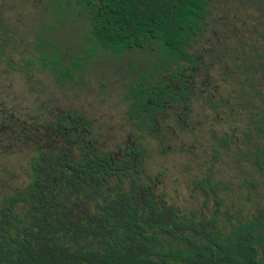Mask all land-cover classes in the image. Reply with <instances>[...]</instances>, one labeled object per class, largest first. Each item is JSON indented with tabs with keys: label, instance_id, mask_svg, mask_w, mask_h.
I'll return each instance as SVG.
<instances>
[{
	"label": "trees",
	"instance_id": "trees-1",
	"mask_svg": "<svg viewBox=\"0 0 264 264\" xmlns=\"http://www.w3.org/2000/svg\"><path fill=\"white\" fill-rule=\"evenodd\" d=\"M213 1L51 3L59 4L56 9L62 13L68 11L65 6L69 3L86 14L88 24L81 35L85 41L81 51L88 56L97 49L119 55L154 42L156 53L169 58V62L172 59L182 72L193 61L188 50L204 32ZM250 3L264 10V0H248ZM256 17L255 14L248 20L264 24V14ZM9 21L0 10V76L6 69L30 76L28 69L36 62L58 81L73 78L71 68L59 63L62 46L51 39L46 41L48 35L34 43L24 65L16 66L8 47L16 49L21 38L10 32ZM241 48L242 67L234 55L228 57L242 68L237 72L243 77L239 91L244 97L252 95L237 102L244 104L251 125L243 132L242 142L235 139L232 130L216 136L211 150L216 157L236 147L237 165L252 171L251 179L245 178V183L240 184L250 185L243 196L251 201L247 209L213 208L210 214L184 211L158 195L152 184L140 183L122 164L114 161L111 165L107 154L86 153L77 159L60 147H37L27 161L22 187L0 195V264H264V93L257 92L256 84L247 81L259 76L263 86L264 47ZM169 62L164 70L173 66ZM140 77L146 81L130 83L125 98L152 99L158 84L143 72ZM163 86L159 88L163 90ZM0 96V134L13 138L14 144L30 141L34 127L31 118L20 120L17 99L8 90L0 88ZM61 122L59 114L55 127ZM214 172L211 166L192 180L194 190L202 193V206L207 205V187L212 190L214 206L221 204L219 191L229 187L226 183H210Z\"/></svg>",
	"mask_w": 264,
	"mask_h": 264
},
{
	"label": "rangeland",
	"instance_id": "rangeland-1",
	"mask_svg": "<svg viewBox=\"0 0 264 264\" xmlns=\"http://www.w3.org/2000/svg\"><path fill=\"white\" fill-rule=\"evenodd\" d=\"M0 7L10 18V32L21 38L19 40L21 44L18 45V41L16 49L8 47L11 51L8 54L16 66L24 65L34 43L38 42L39 37L44 38V35L60 41L61 49L66 50L64 54L61 52V60L67 65L81 51L83 44L80 38L87 28L88 21L85 18L86 14L73 9L71 4H66L67 12H61L62 19H59L60 11L54 10L51 0H0ZM255 14L257 17L262 16L263 7L248 4V0H214L207 15L209 27L189 50L198 54L201 49L211 46L220 48L226 45L227 51L239 50V54L234 56L242 67L240 58L242 46L246 49H252L254 46L264 47V24L255 20L253 23L250 21ZM153 46L154 42L147 43L142 49L125 51L119 55L97 49L93 56L81 59L78 69L73 72V78L65 81L56 80L36 62L28 69L32 72L30 76L24 71L6 69V73L0 76V88L8 90L17 99V115L20 116V120L31 118L34 130L31 132L33 138L30 141L16 140L15 144L12 142L13 138L0 134V195L22 187L27 172V161L37 147L63 146L62 139L58 134L55 135L53 127L66 105L69 107L84 105L93 113L105 115L99 124L112 128L108 130L112 140L124 138L125 141L121 128L125 122L123 115L125 84L133 83L135 76L138 77L137 72L142 71L145 65L151 64L150 59L156 57L161 61L162 67L170 65L166 63L169 62V58L161 57ZM222 61L217 62L215 68H211L210 76L205 74L201 76L204 84L196 79V82H200V89L197 91L199 94H193L190 98L193 103L196 99L200 101L192 105L195 112L189 114L196 115L194 125L190 123V126L194 127L180 129L175 124L179 132L177 135L165 132L164 139H161L162 143L158 141L149 146L150 142H147L146 145L147 175L152 178L157 175L159 178V181H152L157 183L155 192L158 195L162 194L167 202L182 207L184 211L197 210L210 214L213 208L222 211L227 207L231 211L239 207L247 209L251 204L250 200H244L243 197L249 192L247 187L250 185L240 184L245 183V178L251 179L249 176H253V173L245 165H237L238 149L233 147L232 150H223L216 157L211 152L207 153L218 129L220 131L225 129L228 133L234 130L233 136L242 142L243 132L251 125V119L247 117L243 108L244 104L237 103L245 98H252L251 94L244 97L239 91L241 88L239 81L243 77L237 72L242 68H238L230 61L228 55ZM205 65L200 64L201 71ZM154 69H159V66L155 65ZM247 81L256 84L255 88L259 90L257 92L264 93V81L261 80L263 86L259 84V76ZM202 89L205 90L204 93ZM212 93L215 94L214 99H222L225 104L227 103L225 107L217 110L204 108L208 105L202 99ZM179 111L181 112V108ZM104 132L106 131L103 130V134ZM105 135L100 136V141L106 139ZM169 144L171 148L167 147ZM162 150L165 154H162ZM207 166L208 168L212 166L215 171L214 178L222 180L229 186L219 191L218 195L221 198L219 206L208 203L202 206V193L195 191L192 186V180L207 171ZM257 189L258 187L255 189L256 192Z\"/></svg>",
	"mask_w": 264,
	"mask_h": 264
},
{
	"label": "flooded vegetation",
	"instance_id": "flooded-vegetation-1",
	"mask_svg": "<svg viewBox=\"0 0 264 264\" xmlns=\"http://www.w3.org/2000/svg\"><path fill=\"white\" fill-rule=\"evenodd\" d=\"M53 7L54 10L60 11L59 9H56V7L60 8L59 4H54ZM0 10L2 11L3 8L0 7ZM59 15L62 17L63 14L61 11ZM205 23V30H207L209 27L208 20H206ZM200 36H202V34L197 37L199 38ZM83 38L84 36H81L80 38L81 44L85 42ZM50 39L51 36H49L48 40ZM53 41L60 43L58 40ZM196 41H194V43ZM218 41L220 42L219 38ZM194 43H192V45ZM188 51L192 56L193 61L187 63L185 71L183 70L180 72L176 69L177 63H173L172 59H170L169 62L173 65L171 69L164 70L161 66V61L155 57L152 60L150 59V65H145L142 71L137 72L138 77L135 76L133 84H136L139 81L140 83L146 81V79L140 77L143 72L150 77L149 79L152 83H156L158 86L156 87L157 91L154 90L151 93L153 95L152 99L148 97L138 100L129 97L124 98L125 108L123 115L125 117V122L123 125L125 126L123 127V125H121V128L126 138L125 141L123 140L124 138L118 141L112 140L108 132V130L112 128L105 124H99L100 120L106 117L105 115L93 113L87 110L84 105H79L78 107H69L66 105L65 109L60 112L62 122L60 126H57L59 130H57L55 126L53 127V131H56L55 135L58 134L62 139L63 146H60V149H65L69 156L72 155L77 159L82 158L86 153L91 156L107 154L111 165H113L114 161L122 164L139 178L140 183L148 182L149 185L152 184L154 188H156L157 183H152V181H159V178L157 175L153 178L150 175H147L145 166L147 142H150L149 146H152L153 143L158 141L162 143L163 141L161 139H164L165 132L170 135H177L179 132H177L175 124H177L180 129H192L194 126H190V123L194 125L196 115L189 114L195 112L192 105L197 101H200V99H196L193 103L191 102L192 99L190 96L198 93L197 91L200 89V82L204 84L201 76L203 74L210 76L211 68H215L216 65V63L214 64L212 61L217 60L218 62H223L222 59H225L228 54H239V50L232 49L227 51L226 45L220 48L211 46L209 48L201 49L198 54L193 53V50ZM65 52L66 50L63 54ZM84 57L87 58L88 55L83 51H80L74 58H72L73 60H71L68 65L61 60V57L59 63L64 66H69L72 72H74L78 69L80 60ZM235 58L237 57L234 56V59ZM166 63L168 64V62ZM202 63L206 64V67L201 71L202 67L200 64ZM132 65L134 67V64ZM155 65L159 66V69L155 70ZM173 71H175V73H173ZM196 79L201 81L196 82ZM161 84L164 85L163 90L159 88ZM129 85L130 84H125L124 90L126 93L129 90ZM216 89L217 88H214V90ZM202 90L204 93L205 90ZM214 98L215 94L212 93L208 94V97L202 99L204 100V103L208 105L204 107L205 109L217 110L221 107H225L227 104H225L222 99ZM179 108H181V112L179 111ZM187 117L189 118V121H187ZM31 123L34 124L33 120H31ZM103 130L106 131L104 134ZM224 133H226L225 129H223V131L218 129V133L214 135L211 145L216 141V136H220ZM102 134H106V139L100 141V136H103ZM211 145L207 153H212ZM167 147L171 148V145L169 144ZM162 151V154H165V151ZM206 169H208V166ZM210 183L222 185L225 182L214 178ZM204 196L207 199L208 204H213V194L209 187L205 190Z\"/></svg>",
	"mask_w": 264,
	"mask_h": 264
}]
</instances>
